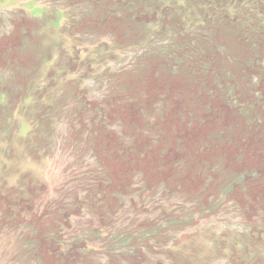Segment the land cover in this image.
<instances>
[{"label": "rangeland", "instance_id": "374dc122", "mask_svg": "<svg viewBox=\"0 0 264 264\" xmlns=\"http://www.w3.org/2000/svg\"><path fill=\"white\" fill-rule=\"evenodd\" d=\"M0 264H264V0H0Z\"/></svg>", "mask_w": 264, "mask_h": 264}]
</instances>
